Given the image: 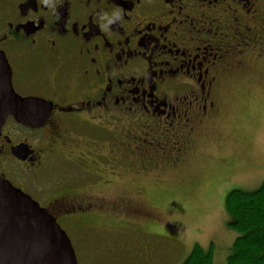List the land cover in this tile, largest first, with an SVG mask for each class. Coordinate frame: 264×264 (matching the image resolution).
<instances>
[{"label": "flooded vegetation", "instance_id": "af4514ba", "mask_svg": "<svg viewBox=\"0 0 264 264\" xmlns=\"http://www.w3.org/2000/svg\"><path fill=\"white\" fill-rule=\"evenodd\" d=\"M116 8L121 21L102 31L96 17ZM39 10L38 0H0V52L40 118H7L0 179L72 241L78 220L129 209L106 199L119 167L139 177L198 157L226 115V92L228 104L264 63V0H58L55 17Z\"/></svg>", "mask_w": 264, "mask_h": 264}, {"label": "rangeland", "instance_id": "374dc122", "mask_svg": "<svg viewBox=\"0 0 264 264\" xmlns=\"http://www.w3.org/2000/svg\"><path fill=\"white\" fill-rule=\"evenodd\" d=\"M227 92L226 115L214 132L218 122L205 131L198 157L139 177L115 170L108 205L118 208L126 198L129 209H105L100 221L78 220L67 229L79 264H133L140 256H148L145 264H183L196 244L211 249L217 264L226 263L239 236L230 226L227 195L252 193L264 183V63L232 91L228 104ZM60 170L57 165L52 176Z\"/></svg>", "mask_w": 264, "mask_h": 264}, {"label": "water", "instance_id": "95a60500", "mask_svg": "<svg viewBox=\"0 0 264 264\" xmlns=\"http://www.w3.org/2000/svg\"><path fill=\"white\" fill-rule=\"evenodd\" d=\"M33 100L19 96L12 71L0 52V133L9 116L18 123L38 122ZM0 264H78L67 233L47 209L0 179Z\"/></svg>", "mask_w": 264, "mask_h": 264}, {"label": "trees", "instance_id": "16d2710c", "mask_svg": "<svg viewBox=\"0 0 264 264\" xmlns=\"http://www.w3.org/2000/svg\"><path fill=\"white\" fill-rule=\"evenodd\" d=\"M231 228L239 236L225 264H264V183L259 190L245 193L232 190L226 198ZM183 264H217L213 252L196 244Z\"/></svg>", "mask_w": 264, "mask_h": 264}, {"label": "clouds", "instance_id": "9594fccd", "mask_svg": "<svg viewBox=\"0 0 264 264\" xmlns=\"http://www.w3.org/2000/svg\"><path fill=\"white\" fill-rule=\"evenodd\" d=\"M38 5L40 6V10L37 13L45 11L47 9V14L49 16L55 17L57 15V8H58V0H38ZM39 15L33 19L32 21L38 22ZM122 18V12L119 8L113 9L111 11H101L98 16L96 17V25L102 31H110L112 25L120 22Z\"/></svg>", "mask_w": 264, "mask_h": 264}]
</instances>
